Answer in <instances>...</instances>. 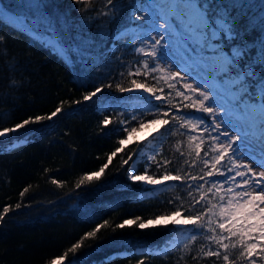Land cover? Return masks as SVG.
Listing matches in <instances>:
<instances>
[{"label": "trees", "instance_id": "1", "mask_svg": "<svg viewBox=\"0 0 264 264\" xmlns=\"http://www.w3.org/2000/svg\"><path fill=\"white\" fill-rule=\"evenodd\" d=\"M0 2L12 14L9 17L0 13V35L4 37L0 43V130L61 108L51 120L30 123L0 138V214L5 206H10L0 221V264H52L65 252L68 255L60 264H138L141 259L144 264H226L222 256L198 255L202 245L205 251L209 247L202 236L189 245L190 251L184 249L183 244L192 234L187 230L191 226L184 230L170 223H157L146 229L137 225L116 227L125 219L140 217L137 224L155 219L181 204V212L187 216L189 212L184 209L192 204L188 195L192 189L187 185L193 181H168L159 188L132 181L128 169L134 160L140 158L134 174L154 179L165 173L199 177L202 168L199 161L190 167L196 160L195 153L188 147L186 130L172 119L194 112L162 105L141 93H121L116 88L118 83L130 87V81L136 79L137 83L163 88L164 98H170L167 86L153 84L151 75L127 74L129 68L134 70L144 59L135 51L138 45L130 42L128 31L125 32L132 24L130 0H116L120 11L114 17L101 14L112 8L106 0ZM216 2L244 5L233 12L238 18L244 17L237 24L240 37L233 41L225 37L218 41L220 46L231 51L246 45L250 60L258 62L264 39V0ZM14 14L23 16L25 23ZM121 32H125L123 37ZM45 33L54 34L57 40L44 38ZM107 84H112V88L105 87ZM97 86L103 87V92L84 101L83 96ZM255 94L259 95L258 89ZM77 100L81 102L74 103ZM179 102L180 98L173 100ZM147 104L151 109H144ZM156 106H163L168 112L169 123L159 124L152 135L161 142L158 151L153 149L152 162L139 156L146 139H139L137 131L127 136L117 129L123 127L120 121H131L129 129L138 127L131 118L132 112L140 108L144 111L137 115L139 119H152L149 113ZM105 117L111 123L104 125ZM122 138L123 146L118 142ZM117 148L122 150L112 157L99 181L76 188L84 174L97 171ZM129 155L132 159L123 164ZM146 164L150 165L147 172ZM198 182L203 183L199 179ZM25 188L28 191L21 196ZM192 195L199 198L198 193ZM17 203L21 204L19 209ZM198 209L199 204L193 214ZM105 221L107 224L95 237H86L87 232ZM81 241L76 253L69 251ZM211 247L215 250L216 246ZM228 254V264H247L246 260L236 259L239 249L230 248ZM193 256L197 259L193 260Z\"/></svg>", "mask_w": 264, "mask_h": 264}, {"label": "snow or ice", "instance_id": "2", "mask_svg": "<svg viewBox=\"0 0 264 264\" xmlns=\"http://www.w3.org/2000/svg\"><path fill=\"white\" fill-rule=\"evenodd\" d=\"M74 2L82 3L85 0ZM106 3L112 8L110 12L101 13L102 15L111 14L114 17L119 13L116 0H106ZM162 5L164 7H161ZM129 7L131 22H144L137 25L143 31L139 41L141 46L135 51L146 59L139 61L134 70L129 68L127 74L145 77L151 75L158 83L162 81L170 90L168 93L170 98H164L163 88L149 87L146 82L137 83L136 79L130 81V87H123L118 83L117 90L121 93L143 90L144 93L150 94L146 97L149 100L161 101L162 105H171L174 109H179L182 105L183 108L207 114L210 119L206 122L204 117L192 113L172 117L177 120L179 128L187 130L188 147L196 157L190 167L195 166L197 161L202 164L199 177L190 173H186L184 177L165 173L160 179H154L146 174L136 175L132 168L128 169L130 180L150 185L184 179L193 181L194 183L187 185L192 189V192L188 193L192 197V204L188 209H184L189 215L182 217L181 204L175 211L156 216L155 219L139 224L137 221L140 217L125 219L116 227L123 229L126 225H137L140 229H146L157 223L165 225L170 223L177 226V229L184 230L186 226H191L187 230L192 234L183 244L184 249L190 251L189 245L195 242L198 236H202L209 247L205 251L202 245L198 255L218 258L222 256L223 261L228 264V250L239 249L237 260H246L247 264H258L259 260L260 264H264V170L257 172L251 163L247 162H255L252 155L254 146L260 153L261 161H264V39L261 40L258 62L250 60L246 45H238L229 53L218 43H214L225 37L227 41L240 37L237 24L239 19L244 17L238 18L233 12L237 7L243 8L242 3L234 2L228 6L217 3L216 0H130ZM0 11L4 15L12 16L7 6H0ZM261 23L264 24V18L261 19ZM125 32L120 33L121 37ZM152 33L156 35L153 36ZM177 36L182 39V43L179 48L174 49V38ZM135 39L133 37L134 41ZM3 40V35H0V43ZM207 53L211 55H206ZM174 66L179 70H174ZM206 75H210L212 79L216 76L227 77L228 86L214 87L204 78ZM105 87L111 89L112 84ZM257 89L259 95L255 94ZM102 92L103 87L97 86L94 91L85 94L83 100L90 101ZM175 98H180V102L173 103ZM80 102L74 101L77 104ZM60 111L61 108L58 107L50 115L29 117L13 128H4L0 130V138L30 123L51 120ZM149 114H152L153 118L146 122L135 115L132 116L131 119L137 121L138 127L129 129L127 125L131 124V121H120L123 127L117 130L131 136L153 124L169 123L166 118L168 112L163 110V106H156L155 111L150 110ZM102 123L107 125L111 121L105 117ZM171 134L174 135L175 132ZM118 142L123 146L125 140L122 138ZM121 150L122 148H117L113 151L108 156L107 163L97 171L84 174L76 188L99 181L112 162V157ZM131 159L132 155H129L123 160V164H128ZM148 160L155 162V155L149 156ZM167 163L168 161H165V164ZM258 166L264 169V162ZM148 167L150 165L146 164V172ZM198 179L203 183H199ZM27 191L25 188L21 196ZM193 192L199 194L198 199L192 195ZM197 204L200 205V209L195 210L193 214ZM20 207L21 204L17 203L16 208ZM9 208L10 206L4 207L0 221L4 218L3 214L9 212ZM173 216L177 219H171ZM106 224L107 221L87 232L86 237H95ZM81 244L82 241L73 244L69 251L76 253ZM211 245L216 246L215 250ZM67 255L65 252L53 259L52 264H60ZM192 259L196 260L197 256H193ZM138 264H144L143 259L138 261Z\"/></svg>", "mask_w": 264, "mask_h": 264}, {"label": "rangeland", "instance_id": "3", "mask_svg": "<svg viewBox=\"0 0 264 264\" xmlns=\"http://www.w3.org/2000/svg\"><path fill=\"white\" fill-rule=\"evenodd\" d=\"M0 6H3L1 2H0ZM161 7H164V6L162 5ZM1 12H2V11H0V13H1ZM138 24H144V22H143V21H137L136 23H132V24H130L126 29H127V31H128V35H127V36L129 37L130 42H133V43L137 44L138 47H140V46H141V44L139 43L140 38H141V35H140V34H141V32H142L143 30L137 27ZM152 35L154 36V35H156V34H155V33H152ZM46 37H48V38H49L51 41H53V42L57 40V38H56V36H55L54 34H47V33H45V34H44V38H46ZM133 37L136 38L135 41L133 40ZM181 43H182V39H181L179 36L175 37V38H174V49L179 48V46L181 45ZM214 43H218V41H214ZM218 44H219V46H220V43H218ZM220 47L222 48V46H220ZM223 49H224V48H223ZM224 51H226V50L224 49ZM226 52H229V53H230L231 51H226ZM63 53H65V54L68 56L67 51H66L65 49H64ZM206 55H211V53H207ZM144 59H146V57H144ZM174 70H179V69L175 68V66H174ZM204 78H205V79H208L209 83L212 84L214 87L222 88V87H227V86H228V85H227V77L222 76V78H221L220 76H216L215 79H212V77H211L210 75H206ZM151 82H152L153 84H155L156 86H158V85H160V84L165 85L162 81L158 83L157 81L153 80L152 76H151ZM177 87H181V85H177ZM132 92L141 93L142 95H144V96H146V97H148V96L150 95V94H146V93H144L143 90H133ZM146 107L151 109V105H149V104H147V106L145 105V108H144V109H146ZM181 107H183V106H181ZM187 110H189V111H191V112H194L195 114H193V113H192V114L195 115V116H202V117H204V118L206 119V122L210 119V118L207 117V114L199 113V112H195V110H191V109H187ZM141 111H144V110H143L142 108H140L139 110H134V111L132 112V115L137 116V115H139V114L142 113ZM153 111H154V110H153ZM142 119H143L145 122H146L147 120H150V118H142ZM158 125H159V124H153V125H151V126L148 127V128H143V129H140V130H138V131L136 132L137 137H138L139 139H146L145 146H144V148L140 151V153H139L140 155H139V156L149 157V156H151V155H154V154H153V149H155L156 151L159 150V148H160V143H161V142H160L159 140L157 141L158 138H156V137H152L153 133L156 132V129L158 128ZM185 130H186V129H185ZM229 130H231V129H229ZM16 131H18V130L16 129ZM16 131H15V132H16ZM186 132H187V130H186ZM7 135H8V134H6V136H7ZM252 155L255 157V162H252V161H247V162L251 163L252 168H253L255 171H257V172H259V171H261V170H264V169H262L261 167L258 166L261 162H264V161H261L260 153H259V151L255 148V146L253 147V153H252ZM138 160H140V158H137V159L134 160V162L132 163L131 168H132L134 171H135L136 168H137V162H138ZM237 179L239 180L240 178L237 177ZM167 182H168V181L163 182V183H161V184H159V185H150V184H147L146 182H144V183L147 184V185H149V186H151V187H157V188H159V187L165 185ZM183 216H184V214L182 213V217H183ZM171 219H177V217L173 216V217H171ZM221 252L223 253V250H221Z\"/></svg>", "mask_w": 264, "mask_h": 264}, {"label": "bare ground", "instance_id": "4", "mask_svg": "<svg viewBox=\"0 0 264 264\" xmlns=\"http://www.w3.org/2000/svg\"><path fill=\"white\" fill-rule=\"evenodd\" d=\"M14 15L17 16V18H19L21 21H23L25 23V20H24L23 16H19L17 14H14Z\"/></svg>", "mask_w": 264, "mask_h": 264}, {"label": "water", "instance_id": "5", "mask_svg": "<svg viewBox=\"0 0 264 264\" xmlns=\"http://www.w3.org/2000/svg\"><path fill=\"white\" fill-rule=\"evenodd\" d=\"M6 16H8V15H6Z\"/></svg>", "mask_w": 264, "mask_h": 264}]
</instances>
